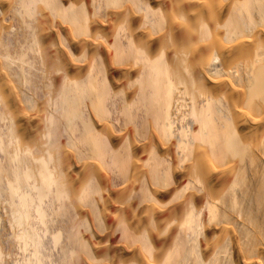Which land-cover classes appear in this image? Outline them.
<instances>
[{"label":"bare ground","instance_id":"obj_1","mask_svg":"<svg viewBox=\"0 0 264 264\" xmlns=\"http://www.w3.org/2000/svg\"><path fill=\"white\" fill-rule=\"evenodd\" d=\"M0 264H264V0H0Z\"/></svg>","mask_w":264,"mask_h":264}]
</instances>
